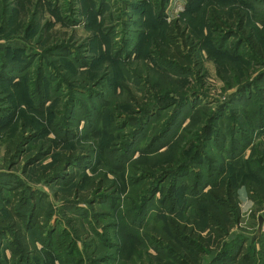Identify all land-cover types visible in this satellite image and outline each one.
<instances>
[{
  "label": "rangeland",
  "instance_id": "374dc122",
  "mask_svg": "<svg viewBox=\"0 0 264 264\" xmlns=\"http://www.w3.org/2000/svg\"><path fill=\"white\" fill-rule=\"evenodd\" d=\"M175 19L199 43L186 62L163 39ZM262 87L264 0H0V215L30 189L52 231L104 211L55 264H264ZM227 181L239 211L218 236L196 193ZM50 240L20 264H51ZM0 264L18 262L2 247Z\"/></svg>",
  "mask_w": 264,
  "mask_h": 264
},
{
  "label": "trees",
  "instance_id": "16d2710c",
  "mask_svg": "<svg viewBox=\"0 0 264 264\" xmlns=\"http://www.w3.org/2000/svg\"><path fill=\"white\" fill-rule=\"evenodd\" d=\"M250 38L252 39L253 35ZM163 39L165 43L173 47V56L180 57L184 62L187 59L182 50V43L185 46H189L193 53L199 55V43L188 32L187 26L182 25L178 19L173 20L167 26ZM254 44L257 52L263 54L260 45L256 42ZM259 97L262 99L264 106V91L260 90ZM58 161L62 165L64 158L61 157ZM66 176V180L60 178L59 181L57 180V184L68 187L76 185L77 173H73L72 171ZM196 194L206 196L205 198H209V201L217 208L214 212L210 211L208 213L206 209L207 212L203 213L208 228L213 230L218 236L227 233L234 226L235 212L239 211L237 188L234 182H224L218 188L212 187L205 194L197 189ZM13 196L15 198L11 203L10 215L8 217L0 215V250L2 247L8 249L11 252L12 259L18 262V264L23 260L28 263L39 260L38 258L41 257V254L46 251L44 249L47 248V245L50 246L49 239H51L53 252L57 256H51L50 263L55 264V259L63 262L65 260L64 254H66L67 248L69 249L70 242L73 238H84L92 230L97 231L94 229L93 221L90 218L93 217L95 224L100 225V219L106 214L104 211L98 210V207H92L87 213H82L77 210L78 214H80L77 218H66L69 224L68 231H52L49 222L54 215L55 205L51 201H41L40 196L34 189H30L28 193L15 191ZM90 212L91 217L88 214ZM86 224H88V227ZM193 228V226H188L183 221L177 219L171 218L168 221L169 231L177 240H181L183 243H187V240L190 238L186 232L195 234ZM261 235L264 236V234ZM198 237L202 241L206 240L201 235H198ZM38 242L43 246L41 249L37 246ZM240 255L230 257L228 264H235V261L240 258Z\"/></svg>",
  "mask_w": 264,
  "mask_h": 264
},
{
  "label": "water",
  "instance_id": "95a60500",
  "mask_svg": "<svg viewBox=\"0 0 264 264\" xmlns=\"http://www.w3.org/2000/svg\"><path fill=\"white\" fill-rule=\"evenodd\" d=\"M261 224H262V220L260 221L259 227H258V233L261 232Z\"/></svg>",
  "mask_w": 264,
  "mask_h": 264
},
{
  "label": "built area",
  "instance_id": "2783aa9c",
  "mask_svg": "<svg viewBox=\"0 0 264 264\" xmlns=\"http://www.w3.org/2000/svg\"><path fill=\"white\" fill-rule=\"evenodd\" d=\"M261 231L264 232V224L262 225Z\"/></svg>",
  "mask_w": 264,
  "mask_h": 264
}]
</instances>
